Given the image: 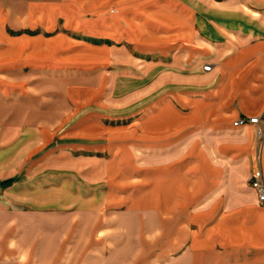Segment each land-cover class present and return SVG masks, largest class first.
Wrapping results in <instances>:
<instances>
[{"label": "crops", "instance_id": "1", "mask_svg": "<svg viewBox=\"0 0 264 264\" xmlns=\"http://www.w3.org/2000/svg\"><path fill=\"white\" fill-rule=\"evenodd\" d=\"M245 1L252 3L242 5ZM111 2L117 8L94 20L97 24L104 17L108 33L95 25L90 30L87 24L84 31L110 35L145 54H172L171 69L164 63L150 69L138 64L145 71L139 74L140 95L146 97L142 110L126 113L130 120L126 126L106 128L98 114L89 115L85 108L57 115L62 119L74 115L66 123L37 122L52 117L42 108L53 103L52 89L37 90L32 82L24 85L2 77L3 141L13 137L12 142L25 144L20 166L35 163L44 153L40 167L51 170L42 178L48 181L47 175L55 171L64 192L70 191L67 159L70 152H78L72 160L78 165L71 168L78 182V204L62 215L76 219L78 246H86L90 236L99 239L94 243L95 258H114L117 264H264V202L249 184L257 169L264 180V14H237L239 7L264 6V0H224V9L229 7L224 10V27L221 32L207 29L208 39L198 36L190 10L178 0ZM93 4L31 0L13 15L2 8L0 70L22 64L61 73L90 69L97 61L94 54L61 55L69 44L66 37L49 40L23 29L41 25L46 33L58 19L78 29L87 21L79 7L83 13L95 12ZM165 10L174 16H166ZM6 27L19 30L18 35L6 32ZM86 39L94 44L108 41ZM202 58L212 64L210 71L202 70L198 61ZM146 71L155 73L150 77ZM22 86L27 90L18 89ZM59 86L58 97L66 105L83 107L93 99L91 89H69L63 82ZM250 117H258V123L233 125L238 118ZM56 159L60 160L54 166ZM24 179L19 176L14 186ZM35 213L0 207V228L20 230L23 215L37 217ZM44 217L30 223L29 237H35L37 229L48 237L53 226L43 222ZM68 225L60 228L62 239L69 237ZM19 258L0 254V264L19 263ZM69 262L85 264L86 259L78 255L77 261ZM53 263L51 257L37 261Z\"/></svg>", "mask_w": 264, "mask_h": 264}, {"label": "rangeland", "instance_id": "2", "mask_svg": "<svg viewBox=\"0 0 264 264\" xmlns=\"http://www.w3.org/2000/svg\"><path fill=\"white\" fill-rule=\"evenodd\" d=\"M29 1L31 0H0V11L3 8L6 15H10L15 9L22 10ZM92 1L94 2L93 7L96 8L95 12L86 10L83 13L81 10L82 7H79V14L87 21L79 24V27L77 26L78 29L67 25L65 26L62 19H58L55 25L51 29H48L46 33L43 32L44 30L41 25H37L36 28L34 27L33 29H23V31H27L29 33L28 35L40 33L49 40L55 39L59 36L66 37L69 40V44L61 49V55L64 57L75 54H94L97 56V61L90 69L84 71L72 70L66 73H61L53 71L52 69L40 71L35 66H26L25 64H22L6 71L0 70V78L7 77L9 79H15L18 83L24 85L32 82L33 86L37 90H43L46 88L48 90L52 89L51 93L53 96V103H46L45 105H42V108L48 111L49 114H52V117L36 120L37 122L55 124L57 122L66 123L68 120L71 121L74 115L70 114L69 119H62L57 115H60L64 110L75 112L85 108L84 111L89 115H91V113L98 114L100 117L98 121H100L102 126H106V128L110 126H126L127 123L130 122V120L126 117V113L138 112L142 110V105L144 104L141 100L146 98L141 97L140 95L142 86L139 83V74H145V71H143L141 66L138 64H144L146 69H150V67L154 64L160 65V63H164L166 68L171 67L173 62L172 54L167 52L161 53L160 55L151 52V54H145L142 53L143 51L140 49H136L133 45L126 44L124 41L115 39L110 35H94L84 31L83 25L87 24V26L90 27V30H92L93 25H95V27L98 26V29L100 28L102 31L108 33L109 25L102 21L104 17H102L97 24H94V20H98V16L100 15L107 14L108 10L112 12L117 8V5H115L114 2H111V0ZM178 1L181 5L186 6L190 10L194 21L193 25L198 36L208 39L207 34L205 33L207 29H213L221 32V27H224V10L228 7L225 6L226 9H224V0ZM70 2L71 1H67L65 3ZM167 3L174 5L172 2ZM244 3L250 4L252 2H241L242 5ZM40 5L43 4L41 3ZM53 5L52 9H58V7ZM172 7L176 9V6ZM239 8L241 9H239V12L237 13L238 16H241V14H246L244 16H247L256 12L261 15L264 14L263 5L257 7L243 6ZM52 14H54V12ZM165 15L168 17L170 16L171 18L174 16L168 10H165ZM33 18L34 17H31V19ZM38 19H41V17ZM18 31L19 30H11L6 27V32L10 34L12 33L14 35H18ZM88 37L107 39L108 41L94 44L86 39ZM198 61L200 66H202V70L205 64H211L205 63L206 61L203 58ZM146 72L148 73V71ZM154 73L155 72L151 73V71H149L148 74H150L151 77ZM127 78L133 79V81L131 83L129 81H125ZM166 80L170 81V79L167 78ZM46 81L47 83H45ZM61 82L67 83L69 85V89H91L94 91L93 99H90L83 107L81 104L77 105L72 102H68L66 105L61 102V99L58 97L59 91L61 90L59 86ZM146 84L149 85L148 83ZM44 85L47 86L44 87ZM165 85L167 86L168 83H165ZM18 89L23 91L27 90L25 86L19 87ZM152 93L156 94V91ZM0 106L2 107L1 104ZM27 109L28 107L25 105V110ZM3 139L4 136L0 135V181L11 177L14 178V181L10 185L0 186V207L14 206L17 207L21 213L29 212L32 211V209H35V211L38 212L35 213V215H38L37 217H33L26 216L24 214L20 230L18 229L12 232H5L4 228H0V254L12 255L16 258L20 257L19 263L15 264H37L39 259H49L50 257L54 260L53 264H76V262L69 261H77L78 255H80L81 258L84 257L86 259V262H84L85 264H117L114 258L108 259L103 256L94 257L93 248L97 245L94 243L99 242V239L96 237L90 236L86 246H78L79 243L77 240L79 237L77 235V231L74 230V225L76 224L75 222H77L76 219L67 220L63 217L65 215H62V212L70 213L75 210L77 207L76 205L78 204V182L76 175H74V172L71 169L77 167L76 165H78L75 162L72 163V160L76 159L79 155L78 152H70L71 154L67 159L70 164V173H68V188L70 191L64 192L60 191L59 176L54 175L55 171L50 176L47 175L48 181L44 180L45 178H42L45 176L46 172L51 170L49 168H47V170L43 166L40 167V164L44 165V153L36 158L37 160H35V163L32 162V164H29V162H26L25 166H20L19 162L22 159L23 154H25V152L21 151L20 148L25 146V144L12 142L13 137H11L10 141L6 142H4ZM72 141H74V139H72ZM27 154L28 153H26V155ZM56 160H54V166L58 164L60 159ZM57 172L60 174V171ZM19 176H26V179H24L22 183L15 185V187L14 182L17 181ZM30 187L33 188L32 190L34 192L29 190ZM30 195H34L35 197L30 198ZM39 215L43 217L45 216L43 222L47 221L48 223H51L53 229L52 231L47 232L48 237L45 236L46 231H40L39 229H37L35 237H29V225L34 222V220L40 222ZM68 223L70 224L68 225L69 237L68 239H62V232L60 228ZM71 228L72 230H70ZM7 229H9V227H7ZM83 242L84 240L81 239L80 243L82 244ZM67 261L69 263H67Z\"/></svg>", "mask_w": 264, "mask_h": 264}, {"label": "built area", "instance_id": "3", "mask_svg": "<svg viewBox=\"0 0 264 264\" xmlns=\"http://www.w3.org/2000/svg\"><path fill=\"white\" fill-rule=\"evenodd\" d=\"M211 64H205L203 66L204 71H210ZM258 117H250V118H238L233 122L234 126H242L247 123L256 124L258 123ZM260 134V132H258ZM250 187L256 192L257 199L259 202H264V180L262 176V171L257 169L253 172L250 180H249Z\"/></svg>", "mask_w": 264, "mask_h": 264}, {"label": "trees", "instance_id": "4", "mask_svg": "<svg viewBox=\"0 0 264 264\" xmlns=\"http://www.w3.org/2000/svg\"><path fill=\"white\" fill-rule=\"evenodd\" d=\"M13 181H14V178L13 177L7 178V179H4V180H1L0 181V186L10 185Z\"/></svg>", "mask_w": 264, "mask_h": 264}]
</instances>
